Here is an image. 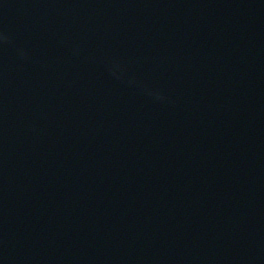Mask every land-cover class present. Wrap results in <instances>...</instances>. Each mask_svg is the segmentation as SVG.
<instances>
[{"label": "water", "instance_id": "obj_1", "mask_svg": "<svg viewBox=\"0 0 264 264\" xmlns=\"http://www.w3.org/2000/svg\"><path fill=\"white\" fill-rule=\"evenodd\" d=\"M32 1L30 0L31 3ZM104 1L111 6L117 2V0H69L57 6L56 8L61 6L59 13L47 21L42 20L37 13H34V18L39 22L36 24V28L39 29L35 33L25 34L28 24L26 20L24 22L21 19L23 15L19 17L18 14L16 17L15 12L11 14V9L17 4L11 8V1L0 0V38L8 31L13 34L11 51L0 59V131L1 127H4V133L1 132L0 135L8 137L11 131L22 140L14 142V135L8 138L7 141H11V150L0 151V156L3 155L4 161H11L10 167L17 163L19 157H26V163L31 166L29 160H31L30 156L34 149L29 147V143L46 140L55 145L48 146L49 149H44V151L40 150L39 154L45 157H57L56 159L59 161L64 142L75 135L78 139H86L91 138L86 132L90 130L111 133L116 129L115 134L123 133L131 125L139 122L148 128L156 129L157 124L151 123L152 120L149 118L157 113H167L171 109L172 113H179L181 118L178 120L184 126L182 132L177 134L178 137L182 135L184 139L182 152L187 155V159H182L178 171L187 173L197 168L198 173L201 168L199 164L207 152V145L205 150L204 142L199 141L202 134L198 133L203 106L195 107L194 95L185 87L176 86L173 77L178 66L177 63L160 62L157 68L164 70L165 73V78L162 77L159 82L161 88L166 86L172 90L177 87L175 89L177 97L173 103L176 108H174L169 102L166 104L162 99L151 100L148 93H141L140 90L146 85L141 79L143 77L138 78L130 65L125 62L131 54L136 59L141 58L142 61L144 59H149L151 62L158 61L163 57V54L156 56L154 61L151 59L150 54L154 53L153 40L157 38L159 46L165 44L166 33L163 35L155 33L142 38L137 32L127 35L123 30L122 33L117 34L109 25L105 29V23L93 27L91 24L93 14H95L93 4ZM150 6L153 10L169 6L170 20L174 27H177L176 24L184 27L188 22L189 27H186L185 32L190 40H196L199 52L204 51L203 55L211 57L210 64H216L212 56L223 54L218 38V32L222 25L221 21L215 18L220 11L218 3L214 4L215 10L213 7L210 9L205 0H194L190 4H185V0H154ZM232 9L233 6L230 5L228 12H231ZM234 9L236 10V8ZM16 10H18L17 7ZM110 19L112 21L111 17ZM19 24L24 28L20 29ZM137 25L138 23L128 24L129 31H135ZM194 25L196 26L195 33ZM189 28L191 29L189 30ZM109 39H113V42L108 41ZM1 43L0 41V46ZM1 48L0 52L6 51ZM115 48L122 53V60L115 61L110 58L112 64L107 62L103 69V75L99 72L95 77H92L94 69L91 64L99 60L101 53H108ZM160 49L163 51V48ZM142 52H145V57L141 56ZM217 73V71L212 73L211 79ZM250 75L252 79H255L258 73ZM89 77H92L93 82H90ZM234 81L229 83L226 91H231L235 87L236 82ZM146 89L152 90V88ZM158 93L166 94L161 89L158 90ZM231 98L227 100L230 104ZM196 112L198 115L201 114V118L198 120ZM202 124L205 127L203 119ZM99 125L108 130H99ZM244 131L251 133L250 127ZM222 135L226 144L233 140L235 135L232 124L224 123ZM205 137L207 138L206 134ZM238 137V144L234 152L224 156L220 155L208 164L211 166L222 164L225 167L222 170L228 175L232 172L231 166H234L236 169L233 172L235 179L239 183L248 182V185H239L236 181H231L229 185L223 182L218 188L222 192H228L226 196L236 194L239 197L237 207L244 213L251 214L252 218H249V221H253L250 224L246 240L262 243L264 242V143L258 145L256 140L257 145H253L252 137L250 136V139L247 140L242 130L238 131ZM82 144L70 147L69 156L75 163L88 160L93 155L100 153L103 148L97 143ZM168 147H170L169 144L161 142H157L155 145L159 154L162 149ZM225 147L228 148V146ZM242 149L248 150V153L243 152ZM192 156L194 159L192 158L191 162L190 157ZM123 157V154L119 152L112 158L109 157L105 161L94 163L91 168L80 170L70 180L67 178L59 187H65V191L69 194L73 186L79 182L80 192L77 195L76 204L82 207L83 212L91 211L96 207H104L108 212L107 218H122L125 213H120V210L112 205L120 195L121 186L125 185L129 179L141 177L136 169L139 162L134 159L132 162L126 163ZM261 157H263L262 161L259 159ZM0 170L6 174L9 169L0 163ZM2 177L4 178V175ZM2 184L5 185V183ZM43 184H47V180H44ZM24 186L23 182V188ZM181 186H183V181H177L175 187ZM2 188L0 186V189ZM134 196H137V191ZM21 197L19 192L15 193L11 203L18 201ZM174 198H178V203L172 202ZM185 198V190L174 192L169 196L168 203H165V208L161 210L158 243L162 245V251L177 246L180 242L178 234L192 222L194 216L187 214L186 207L192 202L194 194H189ZM130 199L132 198L130 197ZM183 199L185 200L183 201ZM62 203H64L63 200L61 203L54 204L53 201L49 202L48 198L39 197L32 205L25 207L23 215L16 216L18 218L16 224L9 223V218L1 221L0 232L7 238L6 240L3 235H0V248H4L2 251H8L11 240L17 242L20 247H25V243L34 244L44 237L49 238L52 246L61 241L65 245L64 251L71 248L73 244L66 231L68 222L77 224H84V222L76 214L74 207L64 208ZM23 206L25 204H22L12 215L15 216ZM47 206L53 212L58 213L59 217L56 218L47 209ZM205 212L209 217H213L214 207H206ZM24 215V220H21ZM38 218L47 219V223H34ZM137 218L142 220L141 216ZM58 222H61V228H57ZM28 223H33L32 230L28 229ZM76 228L84 229L79 225H76ZM73 232L74 230L70 233ZM79 235L80 238L84 237L81 232ZM90 241L93 242L92 239ZM94 243H100V241L95 240ZM233 244L232 248L227 250L226 260H219L214 264H264V253L258 259L250 254H238L239 252L233 247ZM161 249L157 247L153 254ZM181 251L183 249L175 250V252H171V256ZM46 254L45 259L50 253ZM18 256L21 257L22 254L19 253ZM168 256L164 255V257ZM145 258L146 256L137 257L132 261L141 264ZM45 259L43 264H46ZM120 260H122V256L114 258L115 263ZM124 264H130V262ZM178 264L202 263L197 259L189 261L184 256Z\"/></svg>", "mask_w": 264, "mask_h": 264}]
</instances>
